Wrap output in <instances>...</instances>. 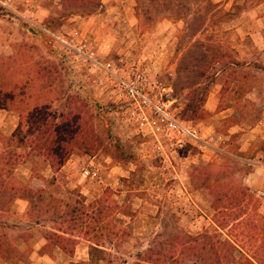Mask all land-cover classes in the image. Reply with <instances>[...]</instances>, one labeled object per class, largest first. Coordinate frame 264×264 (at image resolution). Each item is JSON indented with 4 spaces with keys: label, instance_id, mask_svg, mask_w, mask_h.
<instances>
[{
    "label": "rangeland",
    "instance_id": "rangeland-1",
    "mask_svg": "<svg viewBox=\"0 0 264 264\" xmlns=\"http://www.w3.org/2000/svg\"><path fill=\"white\" fill-rule=\"evenodd\" d=\"M5 102L0 264H205L200 235L264 264V0H0ZM41 129L77 144L58 170ZM100 198L96 246L65 223Z\"/></svg>",
    "mask_w": 264,
    "mask_h": 264
},
{
    "label": "trees",
    "instance_id": "trees-1",
    "mask_svg": "<svg viewBox=\"0 0 264 264\" xmlns=\"http://www.w3.org/2000/svg\"><path fill=\"white\" fill-rule=\"evenodd\" d=\"M42 132V133H41ZM51 133H49L48 130L46 131H41L39 132L38 136L29 141H27L26 143V147L29 150V154H36V156L41 157L43 159H45L55 170L60 169L64 163L67 161V158L70 154V151H67L68 148H75L77 147V144L73 143L72 141H69L68 143H65V145H61L60 143L57 144L56 146V150L58 151L59 155L58 157H53L52 152L54 151L55 147H50V144L47 145V140L49 139L48 137L50 136ZM32 136V135H31ZM30 137V134L27 135V138ZM43 137H45V139H43ZM51 140V139H49ZM72 140V139H71ZM45 141V142H43ZM47 142V143H46ZM28 154V156H29ZM1 179H5V174L3 169H0V181ZM9 183L10 180H8ZM239 191V190H238ZM232 194V193H231ZM231 194H220L219 197L215 198L218 195H215L214 197V205L213 209L217 208V210H221L222 208H224L223 206L226 204L227 207H229L232 210V206L234 205V203L232 204L231 202H233L234 200L231 199ZM239 196L244 197L245 194L242 192H238ZM105 198V197H104ZM104 198H100L97 199L96 203L93 204H89L88 205V209H90V211L88 213L85 214H80L79 217H77L75 214V212H77L76 209H73L71 211V215L68 218L69 221L66 222L65 224H67L69 227H73V228H77L80 227L81 225H87L88 229L86 230V234L85 236H87V238L89 239L88 241L91 244H95L96 246H100L98 245L99 242V238L97 236V234L99 233V228L96 226L97 224H100L101 227H103V229H107L108 224L105 223L104 225V216H103V212L101 210H103L104 206H105V200ZM51 202H53L56 205V201L55 200H51ZM58 204L62 205V202H58ZM54 205V208H55ZM103 206V207H102ZM66 208V207H65ZM68 208V207H67ZM105 209H109V208H105ZM51 211H54L56 209H50ZM215 212V210H214ZM55 216V213H53ZM66 213H61L60 215H64ZM216 215H218V213H216ZM57 218V217H56ZM83 218L88 219L89 223H84L81 222L80 220H82ZM215 220L218 221L220 223V225L224 228H227L228 230H230L231 228L235 227L239 228L241 225H237L238 223H235L237 221V219L233 218V214H223L222 217H220L218 215V217H215ZM68 234L67 232H63L60 235L54 234L53 238L57 239L58 242H62L64 241L63 239V235ZM206 236V237H205ZM205 236H196L195 238H188V241H191L190 243L195 244V248L198 249V247L200 248V257L201 262L204 261L205 264H213V263H219L221 264V262H223L224 260H228V259H233V256L229 255V253L223 255L221 254V252H219V248L220 247H224L228 250L232 249V245L235 244L234 242H229V241H220L216 235H205ZM177 240V239H176ZM178 241V240H177ZM101 242V240H100ZM99 242V244H100ZM117 241L113 242L114 244ZM186 243L184 242L183 245L180 244L179 245V249H181V246H184ZM1 246V245H0ZM178 248V245L175 247V249ZM176 253V252H175ZM183 255V253H181ZM150 255L148 253H146L145 255L143 254V256L141 255V257H149ZM138 259V258H137ZM147 260H149L147 258ZM145 264L144 261L141 260H137V263L135 264ZM242 264H258L254 261H247L246 259L243 260Z\"/></svg>",
    "mask_w": 264,
    "mask_h": 264
},
{
    "label": "built area",
    "instance_id": "built-area-1",
    "mask_svg": "<svg viewBox=\"0 0 264 264\" xmlns=\"http://www.w3.org/2000/svg\"><path fill=\"white\" fill-rule=\"evenodd\" d=\"M81 176L84 179L94 180L97 177V172L92 167H86L82 169Z\"/></svg>",
    "mask_w": 264,
    "mask_h": 264
},
{
    "label": "crops",
    "instance_id": "crops-1",
    "mask_svg": "<svg viewBox=\"0 0 264 264\" xmlns=\"http://www.w3.org/2000/svg\"><path fill=\"white\" fill-rule=\"evenodd\" d=\"M0 109H2V110H4V111L7 109V108H6V102L4 103L3 106L0 107ZM0 144L4 145L3 142H0ZM3 152H5L4 149H3Z\"/></svg>",
    "mask_w": 264,
    "mask_h": 264
}]
</instances>
